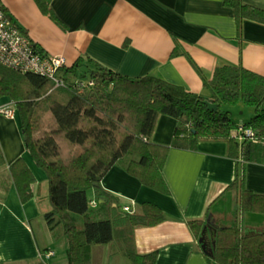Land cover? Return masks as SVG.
<instances>
[{
	"label": "crops",
	"instance_id": "0c3cea01",
	"mask_svg": "<svg viewBox=\"0 0 264 264\" xmlns=\"http://www.w3.org/2000/svg\"><path fill=\"white\" fill-rule=\"evenodd\" d=\"M242 1L264 10V0ZM0 2L22 33L44 53L64 56L68 66L81 59L86 69L98 65L128 77L153 75L204 94L203 79H211L219 65H242L264 76V23L245 18L238 27L224 0H47L46 11L35 0ZM3 109L13 110V116ZM176 124L172 116L159 115L150 140L170 144ZM0 147L5 159L0 167V264H68L66 253L57 260L50 246L44 219L50 208L47 177L25 148L20 115L6 96L0 97ZM18 158L34 176L33 196L25 202L9 170ZM238 162L224 141L201 140L195 149L171 147L162 170L166 193L142 184L123 163L112 165L101 180L102 189L115 198L112 206L141 213L142 204L150 202L164 216L154 225L116 226L128 237L129 251H156L154 264H218L206 251L217 228L231 221L236 193L227 186ZM244 183L264 194V150L259 161L245 164ZM90 192V200L98 201ZM223 199L228 206L220 205ZM208 216L212 225L204 233L205 251L188 221L201 219L204 226ZM242 222L260 229L264 213L246 212ZM108 244L91 247L92 264H108ZM48 251L53 255L47 257Z\"/></svg>",
	"mask_w": 264,
	"mask_h": 264
},
{
	"label": "trees",
	"instance_id": "16d2710c",
	"mask_svg": "<svg viewBox=\"0 0 264 264\" xmlns=\"http://www.w3.org/2000/svg\"><path fill=\"white\" fill-rule=\"evenodd\" d=\"M35 1L47 10V0ZM224 4L233 9L238 27L245 18L264 23L262 9L242 0H224ZM84 66L77 59L62 68L64 85L54 87L46 77L0 65V97H8L18 110L25 148L46 174L50 208L44 219L50 229L61 226L68 241V264H92L91 247L109 243L116 226L126 230L164 218L150 202L142 204L141 213L112 206L115 198L101 186L112 165L124 162L127 172L142 184L166 193L162 170L168 150L195 149L201 140L226 142L228 155L239 160L236 177L227 186L236 193L235 207L230 223L213 235L214 260L264 264V226L251 229L242 222L246 212L264 213V194L247 189L244 183L245 164L259 161L264 150V76L242 65H219L211 79H203L204 94L153 75L128 77L98 65L84 71ZM85 72L90 73L85 81L93 84L80 88L77 81L84 80L79 77ZM208 103L216 107L209 108ZM233 108L242 113L251 108L249 120L232 119ZM159 115L177 121L168 145L150 140ZM240 123L253 134L237 139L233 131ZM4 163L0 147V167ZM9 170L20 200L27 201L33 196L32 172L22 158ZM88 191L98 200L95 206H90ZM203 224L201 219L188 221L198 238ZM126 255L132 264H154L156 259V251H127Z\"/></svg>",
	"mask_w": 264,
	"mask_h": 264
},
{
	"label": "built area",
	"instance_id": "2783aa9c",
	"mask_svg": "<svg viewBox=\"0 0 264 264\" xmlns=\"http://www.w3.org/2000/svg\"><path fill=\"white\" fill-rule=\"evenodd\" d=\"M0 65L25 73L31 72L50 79L54 87L63 86L64 78L61 69L68 66L62 55L44 53L29 36L22 33L12 21L0 2ZM80 88L86 84L92 85V81H77ZM3 113L12 117L14 111L3 109ZM237 139L251 136L253 133L241 123L233 131ZM95 201H90V206H95ZM124 210H128L125 207ZM47 257L53 255V251L47 252Z\"/></svg>",
	"mask_w": 264,
	"mask_h": 264
},
{
	"label": "rangeland",
	"instance_id": "374dc122",
	"mask_svg": "<svg viewBox=\"0 0 264 264\" xmlns=\"http://www.w3.org/2000/svg\"><path fill=\"white\" fill-rule=\"evenodd\" d=\"M90 73L89 72H85L84 76H81L79 78L81 79H88L89 78ZM244 112H240V110H238L237 108H233L232 110V119L239 121L242 120L243 122H247L249 120L250 115L252 114V110L251 108H244ZM48 119V118H45ZM124 163V162H121ZM39 167V166H38ZM40 168V167H39ZM42 169V168H40ZM43 170V169H42ZM44 171V170H43ZM45 173V172H44ZM88 198L92 199L91 197V192L87 193ZM220 205H225L227 204V202H225V199L221 200ZM229 204V203H228ZM228 204L226 206H228ZM49 208V207H48ZM48 210V209H47ZM79 224H81L79 222ZM50 233L48 234L49 238L51 239V247L54 249V251H56V258L55 259H60V257H64L62 255H64L66 253L67 250V246H68V241L66 236L63 234L61 226H55L53 229H50ZM209 232V230L206 231V233ZM44 239V237H43ZM43 239L40 238L41 241H43ZM98 245H104V244H98ZM128 237L127 236H123V232L119 229V228H114V237L112 239L111 242H109L108 244V262L105 261L108 264H112V263H116V264H132L131 261L129 260L128 256L125 255L126 253H122V251H129L130 249L128 248ZM208 247H210L208 245ZM97 254L99 257V260L101 259V252L99 250H97ZM53 260H51L52 262ZM120 262V263H119Z\"/></svg>",
	"mask_w": 264,
	"mask_h": 264
},
{
	"label": "water",
	"instance_id": "95a60500",
	"mask_svg": "<svg viewBox=\"0 0 264 264\" xmlns=\"http://www.w3.org/2000/svg\"><path fill=\"white\" fill-rule=\"evenodd\" d=\"M82 70L84 71H87L86 68L82 67ZM208 106L209 108H215L216 105L215 104H211V103H208ZM100 202L102 201L101 199L99 200ZM211 217L208 216V218L206 219V224L203 226V229H202V233H201V236L199 238V242L201 243V246L202 248L205 250V241H204V233L205 231L209 230L211 228ZM214 245V241L212 242V246ZM212 246L210 248H208V251H206V253L209 255V256H212Z\"/></svg>",
	"mask_w": 264,
	"mask_h": 264
}]
</instances>
